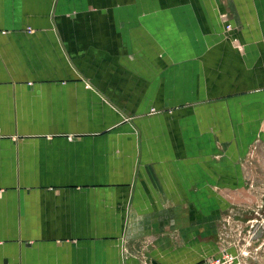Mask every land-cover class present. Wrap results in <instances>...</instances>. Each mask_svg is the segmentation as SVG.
<instances>
[{
    "label": "crops",
    "instance_id": "crops-1",
    "mask_svg": "<svg viewBox=\"0 0 264 264\" xmlns=\"http://www.w3.org/2000/svg\"><path fill=\"white\" fill-rule=\"evenodd\" d=\"M254 144L264 0H0V264L230 249Z\"/></svg>",
    "mask_w": 264,
    "mask_h": 264
},
{
    "label": "rangeland",
    "instance_id": "rangeland-1",
    "mask_svg": "<svg viewBox=\"0 0 264 264\" xmlns=\"http://www.w3.org/2000/svg\"><path fill=\"white\" fill-rule=\"evenodd\" d=\"M248 179L233 198L222 226L223 240L238 264H264V147L254 144L245 161Z\"/></svg>",
    "mask_w": 264,
    "mask_h": 264
},
{
    "label": "built area",
    "instance_id": "built-area-1",
    "mask_svg": "<svg viewBox=\"0 0 264 264\" xmlns=\"http://www.w3.org/2000/svg\"><path fill=\"white\" fill-rule=\"evenodd\" d=\"M224 13L221 15L224 17ZM231 28V23L227 22L225 29L229 30ZM197 264H238L237 254L230 251L227 247L221 248L217 253L211 255L210 257L202 260Z\"/></svg>",
    "mask_w": 264,
    "mask_h": 264
}]
</instances>
